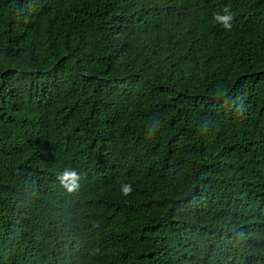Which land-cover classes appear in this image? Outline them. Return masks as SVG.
Listing matches in <instances>:
<instances>
[{
	"label": "trees",
	"instance_id": "obj_1",
	"mask_svg": "<svg viewBox=\"0 0 264 264\" xmlns=\"http://www.w3.org/2000/svg\"><path fill=\"white\" fill-rule=\"evenodd\" d=\"M0 264H264V0H0Z\"/></svg>",
	"mask_w": 264,
	"mask_h": 264
},
{
	"label": "clouds",
	"instance_id": "obj_2",
	"mask_svg": "<svg viewBox=\"0 0 264 264\" xmlns=\"http://www.w3.org/2000/svg\"><path fill=\"white\" fill-rule=\"evenodd\" d=\"M225 11L227 12V9ZM215 18L218 21L224 22L226 27H231L230 21L232 20V16L230 13L223 16L217 15ZM57 179L69 193H72L79 189L82 176L77 170L66 168L58 174ZM121 191L123 195L128 196L132 193L133 189L131 185H123Z\"/></svg>",
	"mask_w": 264,
	"mask_h": 264
}]
</instances>
